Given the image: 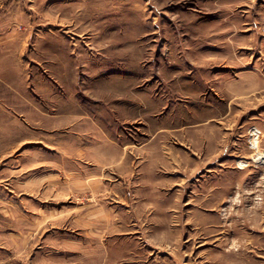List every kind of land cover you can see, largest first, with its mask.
I'll list each match as a JSON object with an SVG mask.
<instances>
[{
    "label": "rangeland",
    "instance_id": "obj_1",
    "mask_svg": "<svg viewBox=\"0 0 264 264\" xmlns=\"http://www.w3.org/2000/svg\"><path fill=\"white\" fill-rule=\"evenodd\" d=\"M259 154L264 0H0V264H264Z\"/></svg>",
    "mask_w": 264,
    "mask_h": 264
},
{
    "label": "crops",
    "instance_id": "obj_2",
    "mask_svg": "<svg viewBox=\"0 0 264 264\" xmlns=\"http://www.w3.org/2000/svg\"><path fill=\"white\" fill-rule=\"evenodd\" d=\"M135 144L133 145L132 143L129 142V161H133V159L135 157H137V155H135V151H139L138 149L140 148H132L134 147ZM135 147H138V146H135ZM137 158H140L139 156Z\"/></svg>",
    "mask_w": 264,
    "mask_h": 264
},
{
    "label": "bare ground",
    "instance_id": "obj_3",
    "mask_svg": "<svg viewBox=\"0 0 264 264\" xmlns=\"http://www.w3.org/2000/svg\"><path fill=\"white\" fill-rule=\"evenodd\" d=\"M257 138H258V137H257ZM258 156H259V157H262V156H264V155L259 154ZM259 157H258V158H259ZM258 158H257V159H258ZM258 160H259V159H258ZM244 163H245V162H244ZM244 163L241 162V164H244ZM245 164H246V163H245Z\"/></svg>",
    "mask_w": 264,
    "mask_h": 264
}]
</instances>
